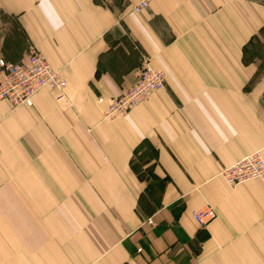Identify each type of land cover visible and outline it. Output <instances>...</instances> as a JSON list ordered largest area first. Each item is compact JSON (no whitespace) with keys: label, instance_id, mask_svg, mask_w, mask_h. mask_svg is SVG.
Returning a JSON list of instances; mask_svg holds the SVG:
<instances>
[{"label":"crops","instance_id":"1","mask_svg":"<svg viewBox=\"0 0 264 264\" xmlns=\"http://www.w3.org/2000/svg\"><path fill=\"white\" fill-rule=\"evenodd\" d=\"M141 1L0 0L68 99L0 103V264H264V183L220 175L264 158V0ZM144 61L166 87L105 119Z\"/></svg>","mask_w":264,"mask_h":264},{"label":"built area","instance_id":"2","mask_svg":"<svg viewBox=\"0 0 264 264\" xmlns=\"http://www.w3.org/2000/svg\"><path fill=\"white\" fill-rule=\"evenodd\" d=\"M148 5V0H143L134 10L140 13ZM65 85L66 81L60 72L53 69L46 57L33 47L20 61H8L0 56V103L8 101L16 107L32 106L36 93L45 88L58 91V101L68 102ZM165 87L166 73L144 61L136 70V80L131 87L110 101L104 112L105 119L127 115L152 93ZM99 100L103 101L102 98ZM220 175L231 186L254 179L264 183V158L261 151H255L223 168ZM194 217L201 226L206 227L217 218V211L213 206L206 205L195 211Z\"/></svg>","mask_w":264,"mask_h":264},{"label":"rangeland","instance_id":"3","mask_svg":"<svg viewBox=\"0 0 264 264\" xmlns=\"http://www.w3.org/2000/svg\"><path fill=\"white\" fill-rule=\"evenodd\" d=\"M6 18V17H5ZM15 25V23H13V21L10 23V27H13ZM5 30H3V29H1L0 30V56H2L3 58H6V56H5V54L2 52V50L1 49H4L5 50V48H4V44H3V36L4 35H8L9 33H10V30H9V27L8 26H5V28H4ZM10 47H9V46ZM7 45V47H9V49H11V50H13V48L11 47V45L10 44H8Z\"/></svg>","mask_w":264,"mask_h":264}]
</instances>
